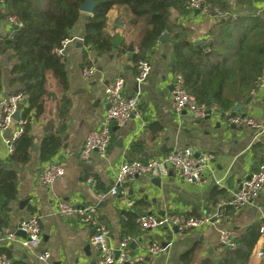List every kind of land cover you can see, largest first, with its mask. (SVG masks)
Listing matches in <instances>:
<instances>
[{
	"label": "crops",
	"instance_id": "crops-1",
	"mask_svg": "<svg viewBox=\"0 0 264 264\" xmlns=\"http://www.w3.org/2000/svg\"><path fill=\"white\" fill-rule=\"evenodd\" d=\"M222 1L229 6L230 13H223L221 17L188 11L174 14V19L191 29V40L207 43L213 39V33L227 23L238 21L234 28L241 31L242 21L250 23L256 21L257 16L264 18V0H253L249 5L237 0ZM0 6V9H5L6 5ZM88 15L82 12L62 51L68 73L67 94L71 99V110L59 152L48 161H42L38 152L50 124L56 122V95L46 99L44 113L32 124L36 149L33 147L27 164L8 162L10 149L5 138L12 135L13 128L0 132V169L13 170L18 176L17 193L10 202V209L6 214H0V253H6L14 263L97 264L99 249L90 242L95 232L94 225L81 222L78 216L63 217L58 214L56 207L59 200L76 205L98 202L101 222L110 229V242L116 245L125 237L121 236L124 212L132 209L137 202H143L139 209L144 213L164 215L176 212L201 216L215 212L219 202L230 199L242 182L259 170L255 153L257 143L264 144V87H257L252 92L250 102L237 111V116L246 114L245 119H253L259 126L249 125L246 121L235 125L228 120L231 116L229 113H217L209 119H194L186 110L178 113L170 87L174 74L180 72L172 68L173 43L169 33L166 32L169 40H159L147 54L151 71L146 80L138 83L137 64L132 59L133 52H137L134 44L129 43L135 47L133 52L128 49L125 53L120 52L121 45L101 57L85 47V22ZM7 17L0 18L2 36L13 33L14 27L8 23ZM132 30L135 29L129 26L126 11L115 7L109 12L107 31L111 35L120 32L122 44L129 41ZM0 58V90L9 92L20 89L19 84L11 82L15 77L11 72L14 60L5 55ZM89 61L93 62L96 71L86 77L83 71L89 66ZM118 75L125 79V96L139 95L140 114L132 116L123 126L112 123V139L106 153L102 155L95 152L89 159L83 160L81 149L85 139L90 131L99 127L108 110L105 87ZM154 123L159 127L157 131L152 126ZM178 147H192L198 154L207 152L214 155L206 171L205 183L188 182L174 170L162 177L145 174L136 176L120 187V190L127 191L125 198L122 195H109L98 201L99 191H109L115 185L118 169L123 162L159 159ZM52 162L63 164L65 174L49 188L40 184L38 178L43 167ZM89 177L96 180V187L87 182ZM223 208L222 220L209 227L178 232H166L161 228L141 230L140 236L131 242L133 254L138 253L143 264H180V257L195 244H200L202 250L199 260H218L222 254L221 231L229 229L236 239L256 222L261 223L260 229L264 228V188L252 204L242 209L236 210L230 206ZM33 213H37L41 219L43 239L39 248L29 249L20 241L6 238L13 232L24 238L25 233L19 228V222ZM148 243L168 245L162 253L147 254L142 248ZM45 250L50 252L48 260L39 258ZM258 251H264L262 231L249 264H264V256L258 257Z\"/></svg>",
	"mask_w": 264,
	"mask_h": 264
},
{
	"label": "trees",
	"instance_id": "trees-1",
	"mask_svg": "<svg viewBox=\"0 0 264 264\" xmlns=\"http://www.w3.org/2000/svg\"><path fill=\"white\" fill-rule=\"evenodd\" d=\"M6 1L5 9H0V18L13 15L23 25L16 28L10 36L1 37L0 56L5 55L14 60L11 72L15 77L11 82L21 86L15 91L28 96V106L23 112L25 132L15 141L8 162L25 165L30 161L34 147L32 124L44 113L46 99L56 95V122L50 124L38 148L41 160L48 161L62 147L71 110V99L67 94L68 73L63 56L57 53V49H63L70 31L82 16L80 7L86 0ZM95 1V11L88 15L85 22L84 45L88 50H94L98 56L110 54L115 48L114 35L108 33L107 26L109 12L117 7L127 12L129 26L135 29L132 30L129 41L123 42L120 52L125 53L129 43L134 44L137 52H133L132 59L137 64L140 60L147 59V54L164 33H169L173 43L172 68L183 74L186 88L197 97L199 103L206 104L210 101L222 109L223 115H238L236 107L245 105L252 97V92L257 89V79L264 69L263 17L257 16L256 21L250 23L240 21L241 31L234 28L238 21L227 23L213 33L210 42L204 43L191 40V29L174 19V14L188 13L184 0ZM209 1L223 13H230L229 6L222 0ZM237 1L246 5L253 2ZM7 11L9 14H6ZM1 62L0 58V76ZM92 64L89 61L88 65ZM152 126L154 131L159 129L155 123ZM255 157L260 167L264 162L263 143H257ZM17 181L15 171L0 169L2 215L9 211L10 202L16 196ZM142 205L143 202L139 201L132 209L124 212L121 236H140L142 231L137 219L144 214L139 209ZM260 228V222L250 225L244 234L236 238L235 249L221 244L222 254L218 260H199L202 248L200 244H195L180 257V264H249L252 251L261 235Z\"/></svg>",
	"mask_w": 264,
	"mask_h": 264
},
{
	"label": "built area",
	"instance_id": "built-area-1",
	"mask_svg": "<svg viewBox=\"0 0 264 264\" xmlns=\"http://www.w3.org/2000/svg\"><path fill=\"white\" fill-rule=\"evenodd\" d=\"M6 0H0V5H6ZM184 7L191 13L199 12L208 16H222L223 12L215 7L209 0H184ZM8 23L14 30L23 24L13 15H8ZM3 34V33H1ZM0 34V38L2 35ZM68 40V39H67ZM65 40L64 44L67 42ZM64 47V46H63ZM63 49H57V53L62 54ZM96 71L94 64L87 66L83 74L86 77L93 75ZM151 71V64L148 59H142L137 63L138 83L146 80ZM172 94L175 103V109L178 113L186 110L191 113L194 119H205L209 115L222 114V109L215 104L207 106L199 103L197 97L190 93L185 86V78L182 73H175L171 83ZM257 86L264 87V69L257 79ZM125 79L118 75L105 87V98L109 105L106 115L100 122L97 129L88 133L85 143L81 149V158L87 160L95 152L105 154L112 139V123L123 126L132 116L140 114L139 95L125 96ZM28 106V97L21 91H3L0 90V132L13 128L12 135L5 138L10 153L14 149L15 141L25 132L26 120L23 118V112ZM19 111V119H15V113ZM228 115V114H227ZM228 120L241 125L246 121L249 125L259 126L253 119H245L241 116L231 115ZM214 158L212 153L197 154L192 147H178L159 159H151L147 162L139 159L123 162L117 173L115 185L109 191H99L98 201L106 199L109 195L127 196V191L120 190L128 181L136 176L151 174L155 177L169 175L174 170L179 177L197 184L206 182V171ZM65 174V167L61 163H48L41 170L38 182L51 188L56 181ZM87 182L93 187L97 182L93 177H89ZM264 188V162L259 170L239 186L238 190L227 201L222 200L218 203V209L212 213H205L201 216L190 215L187 213H166L164 215L144 213L137 219L141 230H156L165 228L171 231H187L199 229L218 224L224 216L225 206L239 210L252 204L260 195ZM57 212L63 217L78 216L83 223L92 224L95 232L91 236L90 242L98 247L99 255L97 264H140L132 250L131 242L134 240L131 236L123 237L118 244L110 242V229L101 222L102 214L99 203L76 205L66 200H59L57 203ZM19 228L24 231L25 237L20 238L15 232L9 233L7 239L20 241L24 247L37 249L40 247L43 239L41 219L37 213H33L29 218L20 220ZM264 233V228L261 229ZM221 243L230 249H235L237 242L229 229H224L220 234ZM166 247L154 243L151 247L153 254L162 253ZM258 257L264 256V251L257 252ZM39 258L48 260L50 252L45 250L40 253ZM0 264H15L6 253H0Z\"/></svg>",
	"mask_w": 264,
	"mask_h": 264
},
{
	"label": "water",
	"instance_id": "water-1",
	"mask_svg": "<svg viewBox=\"0 0 264 264\" xmlns=\"http://www.w3.org/2000/svg\"><path fill=\"white\" fill-rule=\"evenodd\" d=\"M96 6H97V3H96L95 0H86L84 3L81 4L80 9H81L82 12L91 15V14H93V12L95 11ZM7 13H8V11H7ZM0 24H1V21H0ZM1 33H3V31H2ZM169 39H170V38H169V35H168L167 33H164V34L160 37V41H165V40H169ZM122 40H123V37H122L121 33H120V32H117V33L114 35V38H113V44H114V46L120 47V46L122 45ZM134 50H135L134 45H130V46L128 47V51H129V52H133ZM129 60H131V58H129ZM130 63H131V62H130ZM100 70H102V67H100ZM170 88H172V87H170ZM250 100H251V98L247 101L246 104H248V103L250 102ZM206 105H207V106H210V105H211V102H210V101H207ZM244 106H245V105H238V106L236 107V111H240V110H242V109L244 108ZM107 108H109V105H108ZM14 117H15V119H19V117H20V113H19V111H17V112L15 113ZM209 118H211L210 115H209L206 119H209ZM242 118H246V114H243V115H242ZM52 122H53V121H52ZM35 149H36V146H34V150H35ZM197 154H198V153H197ZM83 166L86 167V164L83 163ZM249 178H250V177H249ZM174 230H175L176 232H178V229H174ZM163 245H164V246H167L168 243H165V244H163Z\"/></svg>",
	"mask_w": 264,
	"mask_h": 264
},
{
	"label": "rangeland",
	"instance_id": "rangeland-1",
	"mask_svg": "<svg viewBox=\"0 0 264 264\" xmlns=\"http://www.w3.org/2000/svg\"><path fill=\"white\" fill-rule=\"evenodd\" d=\"M28 97V96H27ZM161 229H163L164 231H166V232H171L170 230H167V229H165V228H161ZM152 243H148L147 245H145V246H143V248H142V250H143V252H145V253H147V254H153L152 252H151V247H152ZM141 250V251H142ZM138 253H135L134 254V256H135V258H136V260L140 263V264H143V263H141V257H138V256H140V255H137Z\"/></svg>",
	"mask_w": 264,
	"mask_h": 264
}]
</instances>
